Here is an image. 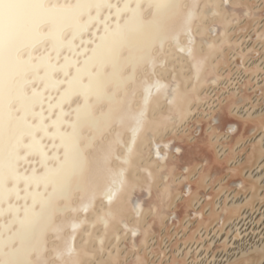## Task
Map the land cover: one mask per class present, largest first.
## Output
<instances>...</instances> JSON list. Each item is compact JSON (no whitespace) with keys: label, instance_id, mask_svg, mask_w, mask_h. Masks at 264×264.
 I'll list each match as a JSON object with an SVG mask.
<instances>
[{"label":"snow or ice","instance_id":"1","mask_svg":"<svg viewBox=\"0 0 264 264\" xmlns=\"http://www.w3.org/2000/svg\"><path fill=\"white\" fill-rule=\"evenodd\" d=\"M145 4L153 10L147 19ZM105 8L109 11L101 18ZM207 11L210 8L204 0H187L186 4L185 0H0V264H51L52 259L57 264H84L87 251L74 244L77 225L91 223L95 228L97 223H104L105 235L113 223H123L127 228L116 204L130 203L139 217V200L129 202L125 196L137 187L151 195V188L147 179L145 185L133 184L126 165L138 138L145 134L152 138V150L158 158L181 151L172 144L174 136L161 141L155 137L158 130L179 122L187 95L175 78L156 76L158 66L167 69V56L159 60L153 50L158 47L164 54L171 41L175 49L187 52L198 85L207 58L194 49L193 26ZM124 13L129 15L121 23ZM93 23L98 25L95 39H85ZM99 25H103L102 32ZM68 32L71 35L65 39ZM182 35L188 37L187 45L180 43ZM49 42L51 47L37 55L36 49ZM65 48L71 55H65L60 63ZM146 66L150 71L144 72ZM126 68H130L127 74ZM57 71L63 72V78H56ZM141 72L143 79H138ZM150 75L155 79L149 80ZM37 82L41 87L33 86ZM53 90L59 92L58 97L51 94ZM141 90L145 95L137 108L136 94ZM75 95L83 97L82 103L66 111L64 104L71 103ZM160 99L167 100L168 109L153 120L150 107ZM104 104L107 107L97 113L96 108ZM57 108L59 112L52 119L51 113ZM73 113V119H65ZM211 121L220 124L215 115ZM65 125L70 130H64ZM227 128L236 131L232 124ZM129 132L131 141L125 142ZM45 138L53 143L44 144ZM49 147L56 151L49 154ZM121 147L126 149L125 156L119 154ZM21 149L25 150L23 155ZM32 154L40 155L42 173L20 171L19 162ZM114 160H120V166H115ZM21 181L26 185L23 197ZM77 194L79 202L74 203ZM13 196L23 199V206L11 203ZM100 199L109 207L97 214L96 221H88V213L95 211ZM69 212L73 213L71 218ZM80 212L85 214L83 220L77 219ZM9 214L11 218L4 220ZM66 228L73 234L63 237ZM50 233L62 241L52 249L48 248ZM49 251L52 257L47 255Z\"/></svg>","mask_w":264,"mask_h":264},{"label":"bare ground","instance_id":"2","mask_svg":"<svg viewBox=\"0 0 264 264\" xmlns=\"http://www.w3.org/2000/svg\"><path fill=\"white\" fill-rule=\"evenodd\" d=\"M204 3L210 11L205 12L193 26L196 37L194 49L199 56L207 58L201 66L198 85L193 79V67L187 52L175 49L171 41L166 44L164 54H160L158 47L153 50L159 60L167 56V69L158 66L155 69L156 76L165 80L175 78L181 90L187 94L179 122L170 124L166 130H158L155 139L161 141L174 136L172 144L181 151H172L167 158H158L152 150V138L147 134L138 138L134 154L126 165L127 173L133 184L138 186L145 185L147 179L151 195L142 193L139 187L126 194L125 200L129 202L133 198L139 200V217L130 203L114 205L125 216L127 228L123 223H113L105 235L104 223H97L95 228L91 223L77 225L74 244L78 249H86L84 264H194L184 260L192 243L196 247L205 245L202 243L203 235L207 237V244L210 240L213 243L218 241L220 232L217 230H221L224 222L238 215L240 207L237 206L240 202L245 201L250 207L258 199L261 208H264V167L261 164L264 162V0H204ZM144 8L143 14L147 19L153 10L147 4ZM108 11L105 8L101 18ZM128 15L124 13L120 22L124 23ZM97 27L93 23L84 38L95 39L94 30ZM99 28L102 32L103 25H99ZM70 35L71 32L66 33L65 39ZM180 43L187 45L188 37L182 35ZM50 47L49 42L37 48L36 54H43ZM87 47L91 48L92 45ZM123 54L127 55V50ZM65 55H71L67 48L61 53L60 63H63ZM128 71L130 68L125 69V74ZM148 71L150 69L146 66L144 72ZM70 72H74V68H70ZM63 75L62 71L55 73L56 78H63ZM137 78L143 79V73H138ZM148 79L154 80L155 77L150 75ZM33 86L41 87V83L37 82ZM108 90L112 91V87L109 86ZM51 94L59 96V92L54 90ZM144 95L143 90L137 92L134 107L140 106ZM82 100L80 95L73 96L71 103L64 104L65 110L70 111ZM106 107V104L98 106L97 113ZM167 109V100H154L149 116L156 120ZM58 112L57 108L51 113V118L55 119ZM214 115L220 122L219 126L211 121ZM73 118L74 113L65 117ZM228 124H232L236 131H229ZM64 130L70 129L65 125ZM113 131L116 129L113 128ZM28 139L25 138V143ZM124 141H131L130 132L125 134ZM43 143L51 145L53 141L45 138ZM48 151L51 154L56 149L49 147ZM164 151L161 148V152ZM24 152L21 149V155ZM119 154L125 156L126 149L119 148ZM40 159L39 154L28 155L27 160L19 162L20 171L31 174L35 169L37 173H42L44 168ZM113 164L120 166L121 161L114 160ZM19 187L23 197L26 187L24 181L20 182ZM32 188L34 190L35 185ZM40 190L43 191V185ZM10 202L21 206L25 203L15 196ZM27 202L30 204L31 198ZM78 202L79 194L74 200V203ZM108 207L105 199L98 200L95 211L87 215L88 221H96L97 214ZM246 213L252 218L250 233H246L242 241L237 240L229 251L219 253L212 264H264V225H255L252 209ZM67 215L71 218L73 213ZM84 216L80 212L77 219L83 220ZM10 218V214L3 217L4 220ZM56 219L60 220L61 217L57 216ZM211 232L213 236H209ZM72 234L73 230L66 228L62 235L68 237ZM238 235L234 234L236 238ZM232 237L233 234L231 240ZM47 239L49 249L62 243L51 233ZM158 245L165 247L160 256H156L160 252ZM221 246L224 248L220 243L214 244L209 257H213ZM209 248L207 246L202 250L204 259ZM47 255L52 257L54 254L49 251ZM51 264H57V260L52 259Z\"/></svg>","mask_w":264,"mask_h":264},{"label":"rangeland","instance_id":"3","mask_svg":"<svg viewBox=\"0 0 264 264\" xmlns=\"http://www.w3.org/2000/svg\"><path fill=\"white\" fill-rule=\"evenodd\" d=\"M258 1L260 2L261 0H258ZM261 24H262V22H261ZM261 164L264 167V162H262ZM255 178H257V177H255ZM259 181L260 180L258 179V182ZM244 202L245 201L240 202V204H241V205L239 204L240 206L237 204L238 205L237 207H240L239 208L240 212L238 213V215L234 216L231 220H227L226 222H224L221 230H217L220 232V236L218 237L219 238L218 241H215L213 243L210 240V242L207 244L206 243L207 239H205L207 237L205 235H203V237H202L203 242L198 241V243L202 242L205 245H199L198 247H196L195 244L192 243V247H191L190 252H188L187 256L184 258L186 263L190 262V263H194V264H212V261L216 260V257L218 256L219 253H222L224 251H229L231 249V247L235 244V242H237V240L242 241L244 239V237L246 236L245 234L246 233L249 234L251 231L249 229V226H250V222L252 221V218L247 213L244 214L249 209H252L254 212L253 222L255 223V225H259L260 227H262L264 225V208H261L262 204L258 201V199H255L253 201V203L250 204L251 208L248 206L249 204L246 205V203H244ZM232 234H233V237H232L233 240H231ZM234 234H239L238 238H236L234 236ZM209 236H213L212 232L209 234ZM192 241H195V240H192ZM179 243H181V242H179ZM216 243H220L221 245H223V247L225 249L222 248V246H221L220 248H218L214 252L213 257H209L211 250H213L212 246ZM158 246H159L160 252H157L156 256H160L161 251H163V248H165V247H162L163 245H158ZM207 246L210 248L207 250V252H208V255L206 256L207 258L204 259L203 255H202V253H203L202 250H205V247H207ZM165 255H167V252L165 253ZM154 258H155V256L153 254L152 255L153 261H154Z\"/></svg>","mask_w":264,"mask_h":264}]
</instances>
